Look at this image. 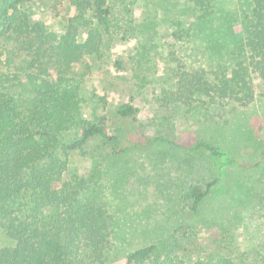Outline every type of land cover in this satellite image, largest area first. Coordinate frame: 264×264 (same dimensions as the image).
Returning a JSON list of instances; mask_svg holds the SVG:
<instances>
[{
	"label": "trees",
	"instance_id": "16d2710c",
	"mask_svg": "<svg viewBox=\"0 0 264 264\" xmlns=\"http://www.w3.org/2000/svg\"><path fill=\"white\" fill-rule=\"evenodd\" d=\"M30 1L0 0V37H12L25 56L24 73L11 77L0 68V228L11 242L0 248V264H249L246 253L236 256L229 246L196 253L195 242L177 239L188 226L177 227L163 242L113 258L116 223L102 202L101 169L92 166L88 175H79L70 168L69 154L96 161L86 149L93 138L109 145L110 156L120 154L117 120L135 117L138 108L123 103L115 107L110 126L105 120L92 122L84 116L79 85L65 76L74 64L101 56L111 2L54 0L67 1L74 15L60 17L62 27L53 32L22 9ZM218 4L184 0L172 36L177 42H205L214 62L199 70L179 64L171 74L172 87L160 90L162 104L191 113L206 114L211 107L233 113L256 100L255 79L264 99V0H248L235 22L237 15L224 17ZM49 63L55 65L54 75L47 71ZM67 134L73 136L63 141ZM190 149L234 166L230 152L218 146L199 142ZM211 185L186 191L192 214Z\"/></svg>",
	"mask_w": 264,
	"mask_h": 264
},
{
	"label": "rangeland",
	"instance_id": "374dc122",
	"mask_svg": "<svg viewBox=\"0 0 264 264\" xmlns=\"http://www.w3.org/2000/svg\"><path fill=\"white\" fill-rule=\"evenodd\" d=\"M110 2L112 35L103 36L101 56L74 64L65 76L79 85L84 116L92 122L105 120L110 126L115 107L123 103L138 108L135 117L117 120L120 154L110 156L109 145L99 138L86 147L96 161L69 154L70 168L79 175H88L92 166L101 169L102 202L116 223L113 258L163 242L177 227L188 226L177 239L195 242L200 247L196 253L229 246L236 256L246 253L249 264H264V99L259 81L254 80V103L233 113L213 107L206 114L191 113L163 105L157 99L161 89L172 87L173 70L179 64L189 70L207 68L213 53L205 42H177L172 36L184 0ZM247 2L218 0V5L224 17L237 15L235 22ZM22 9L53 32L62 27L60 17L74 15L67 1L32 0ZM24 58L12 37H0L1 70L11 77L24 73ZM47 71L54 75L55 65L49 63ZM199 142L229 151L234 166H221L190 149ZM208 183L212 185L194 215L186 191L191 186L205 190ZM10 244L0 228V248Z\"/></svg>",
	"mask_w": 264,
	"mask_h": 264
}]
</instances>
